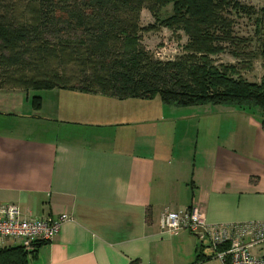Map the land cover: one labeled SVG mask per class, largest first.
<instances>
[{
  "label": "crops",
  "instance_id": "obj_1",
  "mask_svg": "<svg viewBox=\"0 0 264 264\" xmlns=\"http://www.w3.org/2000/svg\"><path fill=\"white\" fill-rule=\"evenodd\" d=\"M33 95L0 89V205L70 219L28 264H219L198 235L161 233L162 212L264 220L261 108L217 104L204 114L64 88L43 89L36 107ZM253 252L264 256V245Z\"/></svg>",
  "mask_w": 264,
  "mask_h": 264
},
{
  "label": "trees",
  "instance_id": "obj_2",
  "mask_svg": "<svg viewBox=\"0 0 264 264\" xmlns=\"http://www.w3.org/2000/svg\"><path fill=\"white\" fill-rule=\"evenodd\" d=\"M168 5L172 13L159 19ZM144 8L155 22L142 27ZM239 16L252 21V36L236 31ZM159 26L186 35L175 58H156L141 44L142 31ZM222 53L235 62H217ZM254 60L264 66V6L242 0H0V89L64 88L116 99L159 94L164 104L181 107L264 110V74H242ZM40 101L34 93L32 103ZM34 252L19 244L0 248V264H28Z\"/></svg>",
  "mask_w": 264,
  "mask_h": 264
},
{
  "label": "built area",
  "instance_id": "obj_3",
  "mask_svg": "<svg viewBox=\"0 0 264 264\" xmlns=\"http://www.w3.org/2000/svg\"><path fill=\"white\" fill-rule=\"evenodd\" d=\"M69 219L65 212L55 218L22 216L17 205L2 204L0 245L10 239L31 251L39 243L56 237L61 225ZM159 225L163 234L174 235L182 230L200 234L221 264H264V256L253 252V248L264 245V220L212 224L206 222L203 212L187 208L164 210Z\"/></svg>",
  "mask_w": 264,
  "mask_h": 264
},
{
  "label": "rangeland",
  "instance_id": "obj_4",
  "mask_svg": "<svg viewBox=\"0 0 264 264\" xmlns=\"http://www.w3.org/2000/svg\"><path fill=\"white\" fill-rule=\"evenodd\" d=\"M249 4L255 5L258 9L264 6V0H242ZM20 9L26 14H30V7L26 3H22ZM172 13V5L164 7L159 13V19H163ZM155 22L154 17L151 15L148 9H142L140 12L139 25L144 27ZM235 28L238 34L243 36H252L254 25L250 19L245 16L237 17L235 22ZM187 40L186 35L181 30H170L167 27L159 26L156 30L142 31L141 33V44L144 48L160 59H172L182 53V47ZM215 60L217 62H235V59L228 53H222L218 55ZM251 67L248 69H242V74L249 80H259L262 74H264V66L261 61H251ZM42 90H31V93L41 94ZM45 94V93H43ZM127 99V98H125ZM132 99V98H128ZM152 99H160L159 94H155ZM45 101V99H44ZM48 101V99H46ZM211 103L198 105L196 110H201L204 114L207 113L211 108L215 110L216 107H211ZM185 112V110H181ZM219 264L220 261H218Z\"/></svg>",
  "mask_w": 264,
  "mask_h": 264
},
{
  "label": "water",
  "instance_id": "obj_5",
  "mask_svg": "<svg viewBox=\"0 0 264 264\" xmlns=\"http://www.w3.org/2000/svg\"><path fill=\"white\" fill-rule=\"evenodd\" d=\"M198 236L200 235V234H197Z\"/></svg>",
  "mask_w": 264,
  "mask_h": 264
}]
</instances>
